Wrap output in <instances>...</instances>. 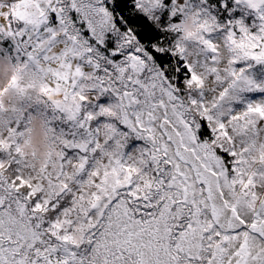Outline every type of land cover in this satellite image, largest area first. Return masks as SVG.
Masks as SVG:
<instances>
[{
    "label": "snow or ice",
    "instance_id": "6c2138e0",
    "mask_svg": "<svg viewBox=\"0 0 264 264\" xmlns=\"http://www.w3.org/2000/svg\"><path fill=\"white\" fill-rule=\"evenodd\" d=\"M0 59L50 110L38 162L0 105V264H264V0H0Z\"/></svg>",
    "mask_w": 264,
    "mask_h": 264
},
{
    "label": "clouds",
    "instance_id": "9594fccd",
    "mask_svg": "<svg viewBox=\"0 0 264 264\" xmlns=\"http://www.w3.org/2000/svg\"><path fill=\"white\" fill-rule=\"evenodd\" d=\"M18 67L13 61L0 59V89H6L0 95V105L6 109H24L40 104V97L36 91H32L28 96L20 95L16 90L9 88V82L13 75H19ZM8 116L15 115L13 112L7 113ZM29 121V145L28 150H35L38 154V162L45 156L50 140V133L47 118L42 112H31ZM264 198V197H262Z\"/></svg>",
    "mask_w": 264,
    "mask_h": 264
},
{
    "label": "trees",
    "instance_id": "16d2710c",
    "mask_svg": "<svg viewBox=\"0 0 264 264\" xmlns=\"http://www.w3.org/2000/svg\"><path fill=\"white\" fill-rule=\"evenodd\" d=\"M253 73L256 74L257 79H264V65H257L255 68L251 69ZM42 112L47 118L50 115V110L45 109L44 105L37 104L30 108H28L27 112H25V118L27 119L28 115L31 112Z\"/></svg>",
    "mask_w": 264,
    "mask_h": 264
},
{
    "label": "rangeland",
    "instance_id": "374dc122",
    "mask_svg": "<svg viewBox=\"0 0 264 264\" xmlns=\"http://www.w3.org/2000/svg\"><path fill=\"white\" fill-rule=\"evenodd\" d=\"M253 19H255L254 17H253ZM252 71V70H251ZM260 95H264V93H260ZM255 159V158H254ZM249 168H254L255 167V164L253 163V162H249ZM257 196H258V198H260V199H264V198H262V197H264V191H259V192H257Z\"/></svg>",
    "mask_w": 264,
    "mask_h": 264
}]
</instances>
